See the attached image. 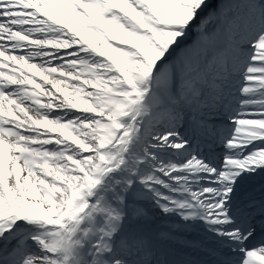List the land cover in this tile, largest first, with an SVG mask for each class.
Masks as SVG:
<instances>
[{
	"label": "snow or ice",
	"instance_id": "snow-or-ice-1",
	"mask_svg": "<svg viewBox=\"0 0 264 264\" xmlns=\"http://www.w3.org/2000/svg\"><path fill=\"white\" fill-rule=\"evenodd\" d=\"M0 264H264V0H0Z\"/></svg>",
	"mask_w": 264,
	"mask_h": 264
}]
</instances>
